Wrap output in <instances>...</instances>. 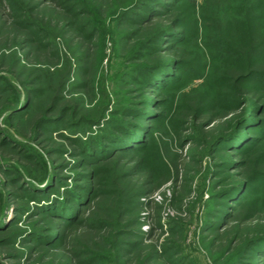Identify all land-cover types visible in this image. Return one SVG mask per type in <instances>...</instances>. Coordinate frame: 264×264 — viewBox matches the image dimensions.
Listing matches in <instances>:
<instances>
[{"label":"trees","instance_id":"obj_1","mask_svg":"<svg viewBox=\"0 0 264 264\" xmlns=\"http://www.w3.org/2000/svg\"><path fill=\"white\" fill-rule=\"evenodd\" d=\"M95 1L0 0V37L7 39L0 47V263L29 261L42 249L57 251L65 264H195L173 238L160 247L144 242L139 200L168 176V143L181 147L186 127L223 120L228 129L207 149L218 161L208 178L220 185L221 170L236 180H223L210 195L200 239L232 233L213 264H264V228L247 226L264 220V42L251 46L241 26L203 30L202 40L213 37L210 46L218 49L203 86H191V98L183 99L188 81L201 78L189 58L200 51L199 44L190 49L199 29L192 19L207 12L196 0H107L118 8L101 20L102 1ZM224 1L209 2L219 10ZM242 3L234 2L232 12ZM67 36L96 39L102 52L107 36L114 47L126 46L121 77L133 88L124 105L92 118L81 96L66 97L83 70L81 59L58 53ZM40 50L52 51L62 71L37 67L33 53ZM181 231L174 225L169 238Z\"/></svg>","mask_w":264,"mask_h":264},{"label":"rangeland","instance_id":"obj_2","mask_svg":"<svg viewBox=\"0 0 264 264\" xmlns=\"http://www.w3.org/2000/svg\"><path fill=\"white\" fill-rule=\"evenodd\" d=\"M101 1L100 7L103 13L101 20H103L104 13L111 15L118 7L116 9L110 8L113 5L107 0H97L95 4L98 5ZM209 1L211 0H196L198 6L207 12L204 16L206 18L202 19L200 16H196L192 19L193 22L194 20H198V27L196 28L199 29H197V34L196 30L194 32L190 49L199 44L200 51L194 56L190 55L189 58L192 62H195V66L197 67L196 73L201 78H195L191 81L194 78L193 76L188 81L187 88L179 95V98H191L192 94L187 95L185 92H188L191 86L195 87V89L203 86L204 78L211 70L209 60L218 47L210 46L213 40L211 36L205 41L202 40L203 30H213L215 28L217 32V30L221 31V29L226 30V27L233 29V27L241 26L240 30L246 36V39L248 38V34L251 35L250 41L252 45L249 43L251 46L257 47L260 43L264 42V0H243L244 3L241 4L242 9L239 13H235L234 10L232 12L231 10L234 2L237 3L239 0H223L224 3L219 10ZM184 11H187V9ZM198 14L200 15L199 10ZM186 18H188L187 15ZM208 18L211 21H206ZM108 22L107 18L102 22L105 30ZM193 22L189 24L192 25L194 24ZM53 27L52 25L50 28L53 29ZM209 34L213 33L210 32ZM3 36L0 37V47L7 40ZM106 38L103 52L100 41L96 42V39L91 42L86 41L81 43L80 40H75V37L67 36L64 39H59L61 41L57 42L58 53L63 56V59L73 58L74 62L76 59H81L82 62L81 66L83 70H80L81 72L79 71V74L73 79L72 84L74 86L69 88L66 97L69 98L74 95V98H77L81 96L85 110L90 112L89 115L92 118H96V113H100L103 110L102 108H108V112H111L116 103L119 102L124 105L125 100L123 99V95H126L125 92L133 88L132 85L126 86L125 81L121 77L127 68L125 62L126 46L123 44L119 47H114L113 41L108 36ZM6 44L8 47L13 46L9 41ZM54 48L51 50L55 53ZM52 51L48 50L46 52L40 50L33 53L34 56H38L37 67L41 70L49 68L51 73L54 70L62 71L61 63L57 61ZM261 57L264 58V55ZM35 61L33 57L32 62L36 63ZM75 65L76 68L74 70L77 71V63ZM86 111H82V113ZM110 112H106V115H109ZM227 127V123H224L223 120H217L210 125L203 124L202 127H200L199 123H196L186 127L181 132L180 136H182V140L186 141L184 145L180 147L175 143H166L167 149L166 151L163 150V155L170 165L169 174L168 176L161 175L162 177L158 178L157 185H154L151 193L141 197L139 200L142 204L138 219L140 224L139 230L143 233L146 244H153L155 242L154 244L160 247L168 239H171L172 242L173 238V242L181 246L182 250H188L187 254H190V257L194 258L195 264H213V257L219 254L223 255L225 254L223 251L228 250L227 243L232 238V233H230L232 231L230 229L228 236L219 233L216 237H210L207 240L200 239L201 231L199 229L203 218V207L207 204L210 195L212 193L215 194L216 191L222 188L223 180H226L225 182H234L236 180V178H231L229 174L221 170L219 172L223 174L220 178L222 181L220 185H212L208 178L209 170H214V168L212 169V163L218 161L215 159L212 162L213 159L211 160L206 155L207 149L221 132L228 129ZM250 134L252 135L253 133ZM190 135L195 136V139H189L188 136ZM169 137H165L166 141L169 140ZM160 147H162V144ZM263 154L264 149H261V156ZM238 171L236 170L235 172ZM138 179L142 180L143 178ZM260 187L262 189L259 199L262 200L264 198V189L262 186ZM257 220L250 221L247 226H253L257 222L260 224V228H264V220L262 218ZM158 221L161 225V231L155 230L156 222ZM174 225L181 227L184 234L169 238V228H173ZM241 238L246 239L249 237L242 236ZM236 245L235 243L234 246ZM21 249L29 250L23 247ZM59 254L57 251L46 252L39 249V251L37 250L36 253L31 255V260L27 261V256H24L18 264H65V259ZM0 264H13V262L3 261Z\"/></svg>","mask_w":264,"mask_h":264}]
</instances>
